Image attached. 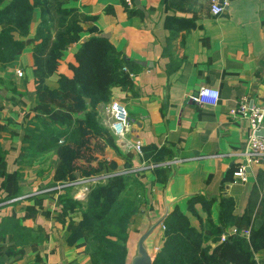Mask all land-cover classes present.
Returning a JSON list of instances; mask_svg holds the SVG:
<instances>
[{
	"label": "crops",
	"instance_id": "crops-1",
	"mask_svg": "<svg viewBox=\"0 0 264 264\" xmlns=\"http://www.w3.org/2000/svg\"><path fill=\"white\" fill-rule=\"evenodd\" d=\"M63 5L81 17L79 39L66 46L43 84L53 89L58 74H71L73 52L92 34L105 37L123 58L128 78L111 86L110 98L124 105L127 131L123 138L115 136L99 106L95 134L102 142L97 155L105 161L100 175L131 171L143 185L135 224L145 227L177 207L198 226L188 199L222 194L233 199L234 215L223 232L249 228L264 193V155L245 167L244 179L231 173L224 180L241 162L236 153L247 134L245 119L228 108L241 97L264 107V0H226L218 14L209 11V0H66ZM38 16L34 8L23 47L0 65V264H90L84 240L69 238L80 215L61 211L60 184L51 180L56 155L48 152L31 163L18 156L24 129L34 118L65 125L80 113L69 93L53 97L35 89L31 46ZM200 85L217 89L214 104L191 98ZM261 127L264 137V117ZM135 140L140 151L128 144ZM216 202L209 207L213 221ZM193 207L203 220L200 203ZM262 254L254 252L255 258Z\"/></svg>",
	"mask_w": 264,
	"mask_h": 264
},
{
	"label": "trees",
	"instance_id": "trees-1",
	"mask_svg": "<svg viewBox=\"0 0 264 264\" xmlns=\"http://www.w3.org/2000/svg\"><path fill=\"white\" fill-rule=\"evenodd\" d=\"M65 1L0 0V65L13 60L23 47L21 37L27 34L32 12L37 8L39 19L31 46L33 69L37 72L35 89H43L53 97L60 92L69 93L73 107L80 112L65 125L54 119L34 118L31 126L24 129L18 156L31 163L38 156L53 152L57 161L51 180L60 184L61 211L75 210L80 215L78 227L69 238L84 240L90 264H126L131 245L129 224L143 199L141 181L131 171L106 174L92 182L82 199L69 194L71 186L64 183L75 173L100 175L105 161L97 155L102 144L95 134L100 125L97 106L110 99L112 85L122 84L128 76L122 70L119 52L105 37L92 34L73 52L74 63L68 65L71 74H58L53 89L44 86L43 78L55 69L63 50L79 39L81 17L73 8L63 5ZM232 169L224 180L230 178ZM214 200L216 221L211 219L209 209ZM194 202L205 210L203 220L194 209ZM187 209L198 226L191 224L177 207L169 210L162 219L161 241L151 264H264V193L256 205L247 236L234 233L219 240L224 227L233 221L230 196L195 195L188 199ZM257 250L263 251L259 258L254 256Z\"/></svg>",
	"mask_w": 264,
	"mask_h": 264
},
{
	"label": "built area",
	"instance_id": "built-area-1",
	"mask_svg": "<svg viewBox=\"0 0 264 264\" xmlns=\"http://www.w3.org/2000/svg\"><path fill=\"white\" fill-rule=\"evenodd\" d=\"M129 4V0H124ZM226 0H209V11L212 14H218L223 10ZM124 68V67H122ZM21 72L16 69V74ZM191 98L199 103L214 104L218 98L216 88L208 85H200L191 95ZM103 111L107 116L109 127L112 133L123 138L128 128V115L124 105L115 98H110L104 105ZM228 113L232 116H238L245 119L247 123V134L244 141V147L236 153L242 160L237 167L232 171V175L238 179H244L245 167L253 162H258L264 155V137L256 134V131L262 126L264 117V107L251 102L245 97H241L235 106L228 108ZM127 142V141H126ZM133 146L136 151H140V143L135 140L133 143H128ZM101 175L79 176L68 183L80 184L81 189L85 188L84 184L95 181ZM163 227L162 223L160 224ZM239 233L244 236L248 235V228L231 227L229 230L221 232L219 240H223L226 235Z\"/></svg>",
	"mask_w": 264,
	"mask_h": 264
},
{
	"label": "water",
	"instance_id": "water-1",
	"mask_svg": "<svg viewBox=\"0 0 264 264\" xmlns=\"http://www.w3.org/2000/svg\"><path fill=\"white\" fill-rule=\"evenodd\" d=\"M262 132L263 128L260 127L256 131V134L261 135ZM165 213L166 209L164 213L156 220L147 223L145 228L137 235L136 239L134 240V247H132V244L130 245L126 264H151L152 255L147 248L146 239L152 230L162 223Z\"/></svg>",
	"mask_w": 264,
	"mask_h": 264
},
{
	"label": "rangeland",
	"instance_id": "rangeland-1",
	"mask_svg": "<svg viewBox=\"0 0 264 264\" xmlns=\"http://www.w3.org/2000/svg\"><path fill=\"white\" fill-rule=\"evenodd\" d=\"M106 103L107 102L100 103V104H98L97 107L101 106V108H103ZM102 177H104V176H102ZM69 181H71V180L68 179V181L64 183V184H68L71 186V188L69 190V194H71L73 197L80 198V199L84 198L85 192L87 191L88 187L92 184V182H94V181H92V182H89L88 184H84L85 188L81 189L80 184L68 183ZM129 228H130V234H131V244H132V247H134V240L136 239L137 235L145 227H144V225L143 226L136 225L135 222L131 219L130 224H129ZM162 229H163V227H161L160 225L155 227L146 239V245H147V248H148L149 252L151 253V255H153V253L157 250V248L160 244ZM158 234H160V237L158 236Z\"/></svg>",
	"mask_w": 264,
	"mask_h": 264
}]
</instances>
